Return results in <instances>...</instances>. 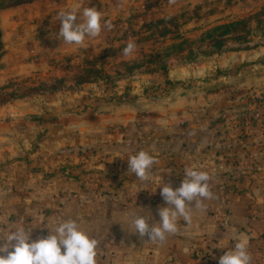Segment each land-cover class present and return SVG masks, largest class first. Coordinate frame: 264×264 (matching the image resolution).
<instances>
[{"label": "crops", "instance_id": "crops-1", "mask_svg": "<svg viewBox=\"0 0 264 264\" xmlns=\"http://www.w3.org/2000/svg\"><path fill=\"white\" fill-rule=\"evenodd\" d=\"M245 66L228 78L238 80V88L215 72L191 92L170 96L172 101L101 103L85 122L70 114L25 121L20 104L9 105L11 119H0V240L21 226L35 239L74 219L97 241L96 256H114V264H206L234 246L233 232H244L251 264H264V65H252L257 71ZM259 96L262 101L252 100ZM140 150L156 159L146 182L128 172L127 159ZM193 165L209 173L213 198L203 199L202 209L190 206L191 224L181 217L179 231L163 243L131 233L132 211L160 220L158 206H167L157 188L160 176L175 189ZM141 185L144 191L137 193Z\"/></svg>", "mask_w": 264, "mask_h": 264}, {"label": "rangeland", "instance_id": "rangeland-1", "mask_svg": "<svg viewBox=\"0 0 264 264\" xmlns=\"http://www.w3.org/2000/svg\"><path fill=\"white\" fill-rule=\"evenodd\" d=\"M3 2L1 120L11 119L9 105L20 104L16 107L20 119L25 121L44 123L70 114L75 122H85L97 115L101 103L117 107L132 104L136 99L177 97L181 90L191 92L195 86H201L196 83L208 80L215 72L227 76L221 79L227 80L225 85L238 88V80H228L229 77L233 78L245 65V71H257L252 65H264V0ZM75 4L81 5L78 22L83 20V7H96L102 13L100 34L86 35L83 45L67 44L57 38V13ZM159 20L163 23L149 28V24ZM107 21L112 23L110 30ZM239 21L244 23L235 25L225 36H221L222 31H212ZM129 40H134L137 47L126 57L123 49ZM237 54L245 58L238 60ZM229 56L234 58L226 65L223 59ZM179 69L188 74H171ZM133 87L138 95H130ZM119 90L122 92L117 93ZM260 96L252 100L258 103ZM43 134L39 133L41 137ZM105 255L96 256V264L115 263L116 257ZM206 264L219 261L211 259Z\"/></svg>", "mask_w": 264, "mask_h": 264}, {"label": "clouds", "instance_id": "clouds-1", "mask_svg": "<svg viewBox=\"0 0 264 264\" xmlns=\"http://www.w3.org/2000/svg\"><path fill=\"white\" fill-rule=\"evenodd\" d=\"M80 10L81 5L75 4L57 13L60 22L58 39L67 44L83 45L86 35L97 37L100 34L102 13L96 7H83V20L78 22ZM105 23L110 30L111 21ZM136 47L135 41L129 40L123 55H132ZM127 161L128 172L135 174L141 182L152 179L151 170L156 159L149 151L140 150L129 156ZM209 180V173L198 170L195 165L184 169L182 183L175 189L171 183H164L160 176V186L157 188L161 189L160 195L167 205L158 206L160 220L154 221L151 211H147L151 213L150 216L132 211L127 218L129 227L133 229L131 233L147 236L152 243L166 241L168 234L179 231L178 220L181 217L191 224V205L202 209V200L213 198ZM140 191H144L143 185L137 187L136 192ZM231 238L235 244L219 258V264H251L252 257L248 251L250 237L244 232H233ZM96 244L97 241L90 238L74 219L58 223L47 235L35 239L31 230L21 226L0 240V264H96ZM184 252L188 253L189 248L185 247Z\"/></svg>", "mask_w": 264, "mask_h": 264}, {"label": "trees", "instance_id": "trees-1", "mask_svg": "<svg viewBox=\"0 0 264 264\" xmlns=\"http://www.w3.org/2000/svg\"><path fill=\"white\" fill-rule=\"evenodd\" d=\"M4 0H0V8L3 7L5 5V2H3ZM17 4H20L22 3V1H25V0H15ZM163 21L162 20H159V21H156L155 23L153 24H149V28H156L158 25L162 24ZM244 21H239V22H236V23H232V24H228V25H225V26H218L216 28H214L212 31L213 33L214 32H218V31H222V35L221 36H225L226 34L229 33L230 29L233 28L235 25L237 24H243ZM182 46V43L178 44L177 47L180 49Z\"/></svg>", "mask_w": 264, "mask_h": 264}, {"label": "built area", "instance_id": "built-area-1", "mask_svg": "<svg viewBox=\"0 0 264 264\" xmlns=\"http://www.w3.org/2000/svg\"><path fill=\"white\" fill-rule=\"evenodd\" d=\"M222 226L225 227L227 226V217H225L222 221Z\"/></svg>", "mask_w": 264, "mask_h": 264}, {"label": "water", "instance_id": "water-1", "mask_svg": "<svg viewBox=\"0 0 264 264\" xmlns=\"http://www.w3.org/2000/svg\"><path fill=\"white\" fill-rule=\"evenodd\" d=\"M82 129H83V127H81ZM81 128L79 129V133L81 134V133H83V131L81 130Z\"/></svg>", "mask_w": 264, "mask_h": 264}, {"label": "bare ground", "instance_id": "bare-ground-1", "mask_svg": "<svg viewBox=\"0 0 264 264\" xmlns=\"http://www.w3.org/2000/svg\"><path fill=\"white\" fill-rule=\"evenodd\" d=\"M81 130L83 131V129L81 128Z\"/></svg>", "mask_w": 264, "mask_h": 264}]
</instances>
